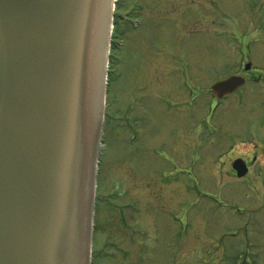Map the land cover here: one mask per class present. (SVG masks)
I'll return each instance as SVG.
<instances>
[{
	"label": "rangeland",
	"instance_id": "1",
	"mask_svg": "<svg viewBox=\"0 0 264 264\" xmlns=\"http://www.w3.org/2000/svg\"><path fill=\"white\" fill-rule=\"evenodd\" d=\"M114 1L94 263L264 264V173L230 176L264 114L211 92L249 62L264 87V0Z\"/></svg>",
	"mask_w": 264,
	"mask_h": 264
},
{
	"label": "water",
	"instance_id": "2",
	"mask_svg": "<svg viewBox=\"0 0 264 264\" xmlns=\"http://www.w3.org/2000/svg\"><path fill=\"white\" fill-rule=\"evenodd\" d=\"M113 8L0 0V264H91ZM243 84L212 90L222 98ZM233 169L248 173L242 159Z\"/></svg>",
	"mask_w": 264,
	"mask_h": 264
},
{
	"label": "flooded vegetation",
	"instance_id": "3",
	"mask_svg": "<svg viewBox=\"0 0 264 264\" xmlns=\"http://www.w3.org/2000/svg\"><path fill=\"white\" fill-rule=\"evenodd\" d=\"M249 64H251V62H249ZM234 76L243 77L245 79V81H246L245 85L242 86L241 88L237 89L233 94H231L230 96H228L227 98H225L223 100H219L216 96H213V100L214 99L217 100V102L214 103V105H218V101H226V100L228 101L229 99H231L234 96L236 97L235 100L239 99V97L237 95L240 93V91H243L244 94L242 95V97L245 100V103L243 101H241V100H240V102L242 104H245L244 106L248 105L247 107H249L252 103H254L253 105H254V107H256V109L255 108L249 109L248 114L252 113V111H253L252 114L255 113L254 111H256L257 114H260V113L264 114V102H263L264 101V87L258 88V87L255 86L256 83H259L262 80L261 72L258 69H255V68L252 69V67L249 70H246L244 68L243 69V73L241 75L238 74V75H234ZM183 78L186 79L187 78L186 75H184ZM185 82H186V80H185ZM193 89H191V90H193ZM255 102H257V103L255 104ZM240 111H241V109H240ZM237 115H240V114H237ZM219 116L220 115H218V117ZM235 120L236 121H243L242 118H241V115H240V117H237ZM261 122L259 124L260 125L259 130L255 129L256 131H259V133H260L259 136L256 135V132L252 128V125H250L249 123H245V122H244L243 127L239 128V131H241V132H239V134L242 133V131H243V133L240 134L239 136L243 137V142L244 143H243L242 146H245L249 142L251 144L252 143L254 144L255 142H257L256 141L257 139L255 140L253 138H256V137L257 138L259 137L258 140H260L262 145H259V143H258V145L254 144V147H253L252 150L247 151L248 153L246 155H238V156H236L235 158H233L231 160V164H230L231 165L230 176L233 177L234 179H237L238 181H245L246 180V184H249L250 181H252L253 179H257L256 176H255V178H253V176L255 174L256 175H260L258 172H260V173L263 172L264 173V165L262 164V163H264V121L262 123ZM235 131H236V129L234 130V133L237 132V131L236 132ZM235 135L237 137V133ZM231 139L232 138L229 137V141L230 142H231ZM246 139H247V141H244ZM252 141H254V142H252ZM220 144H221V148H222L223 147V142L220 141ZM221 148H217V149H215V151L216 152H219V151L221 152ZM231 152H232V150L230 151V153ZM220 156L222 157V153H221ZM261 157L263 159H261ZM235 159H243L245 161L248 169H249V173L242 179H238L236 172L232 169V166H233L232 162ZM151 202H152V199H150V205H151ZM240 240L242 241L243 244L247 245L248 241L245 238H242ZM244 264H249V263L246 260L244 262Z\"/></svg>",
	"mask_w": 264,
	"mask_h": 264
},
{
	"label": "bare ground",
	"instance_id": "4",
	"mask_svg": "<svg viewBox=\"0 0 264 264\" xmlns=\"http://www.w3.org/2000/svg\"><path fill=\"white\" fill-rule=\"evenodd\" d=\"M100 178H101V175H100V177H99V181H100ZM97 219V218H96ZM97 233V232H96ZM96 233H95V238H96Z\"/></svg>",
	"mask_w": 264,
	"mask_h": 264
}]
</instances>
